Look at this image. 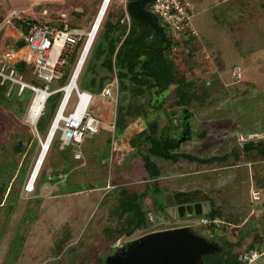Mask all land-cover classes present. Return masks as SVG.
Instances as JSON below:
<instances>
[{"label": "rangeland", "instance_id": "rangeland-1", "mask_svg": "<svg viewBox=\"0 0 264 264\" xmlns=\"http://www.w3.org/2000/svg\"><path fill=\"white\" fill-rule=\"evenodd\" d=\"M220 1H194L195 15L192 22L210 39L209 43L213 45L207 47H212L214 53L210 62H197L190 78L196 81L200 93L203 88L201 80L210 77L211 83L206 85L209 93L207 100L204 103L194 102L190 109L188 121L191 140L182 143L178 151L201 158L228 155L229 160L208 166L184 160L172 163L154 159L161 171V176L157 179L161 192L154 199L157 204L165 206L168 220L154 221L146 230L111 243L102 237L103 229L110 225L108 212L114 205L109 191L114 184L133 190L141 188L146 175L139 152L147 154L148 146L144 145L138 152L128 145V140L140 128L146 127L148 122H156L159 129L172 126L169 113L176 103L172 88L154 98L151 101L152 107L148 106L146 118L134 122L118 141L106 126L115 119L118 98L113 101L109 96L105 97L107 106L101 101H93L89 111L104 122L98 134L87 138L79 147H72L67 171L66 164L59 162L58 152L53 147L55 141L61 142V132L57 129L53 144H50L39 171V175L43 173L48 179L57 181L50 184L44 180L38 187V175L32 192H26L25 187L29 183L45 138L35 131L36 125L28 122L27 111L18 118L13 112L0 106V172L9 177L13 171L19 170L23 161L27 169L23 180H11V197L17 193L19 201L3 231L0 264L5 260L10 243L13 250L19 245V237L14 235L15 230L27 210L32 207L31 201L38 198L42 200V206L33 223L26 224L27 247L20 254L17 264H103L104 256L112 254L116 247L151 232L179 227H191L199 235L219 244L222 238H236V235L249 232L250 236L245 237L241 246L234 249V253H241L254 236L258 235L259 240L253 246L259 256L251 264H264V160L246 162L243 156L235 162L232 153L238 148L242 154V145L247 143L245 140L249 135H264V0ZM101 2L102 0H0V17L4 18L11 9H16L25 19L43 24L66 14L69 22H75L80 28L88 30ZM119 5L120 0H113L109 4L104 21L107 14ZM74 13H78L79 17ZM232 36L238 37L236 44ZM83 42L84 39L78 44L72 57L66 59L64 77L61 81L52 83L51 89L68 82ZM92 57L93 49L76 81L78 90L85 91L90 83L91 75L86 72V68L93 61ZM233 66L240 68L239 78L231 75ZM112 91L117 93L114 87ZM75 102L73 93L65 114L73 109ZM101 114L104 116L101 117ZM174 119L177 132L172 134L177 136L181 131L182 119ZM62 125L59 124L60 127ZM31 137L37 139L35 148L30 146ZM19 143L22 145L20 151L17 149ZM75 150L81 152V159L78 161L73 158ZM2 183L7 185V180ZM93 185H97V188L90 189ZM78 186L83 191L62 194L66 189L78 190ZM176 191L202 192L215 208L224 211L227 207L235 213L238 226L215 220L212 222L214 228L208 231L204 228V225H210L205 222L209 221L207 218L178 217V206H174L172 197ZM252 191L259 193L258 200L251 198ZM201 204L203 215L209 211L210 204ZM3 224L4 217L1 216L0 230ZM224 251L221 248V252Z\"/></svg>", "mask_w": 264, "mask_h": 264}, {"label": "trees", "instance_id": "trees-1", "mask_svg": "<svg viewBox=\"0 0 264 264\" xmlns=\"http://www.w3.org/2000/svg\"><path fill=\"white\" fill-rule=\"evenodd\" d=\"M140 1L127 0L125 6L120 4L119 7L107 14L105 21L103 20L91 48V50L93 49V61L86 68V72L91 75V79L89 85L85 88V92L92 95V102L101 101L107 106V102L103 96L104 91L107 86L114 84L116 81L118 103L114 119V139L117 141L126 130L130 129L134 122L138 119L144 120L148 115V106L152 107L151 101L154 98L160 97L170 88L173 90V97L176 103L173 105L174 109H171L169 113L171 127L159 129L156 122H148L146 123V127L140 128L128 140V145L138 152L144 145L148 146L147 154L144 155L139 152L142 156L146 175L142 180V184L144 185L141 188L133 190L127 186L114 184L113 189L109 191V195L113 197L114 205L108 212L110 225L103 229L102 237L111 243H115L121 237H130L139 231L146 230L152 225L147 220V213L143 211V204L146 199L149 198L152 201L156 211L167 215L165 206L161 203L157 204L154 199L161 192L157 180L161 176V171L154 159L170 161L172 163L184 160L189 163L208 166L229 160L228 155L201 158L178 151L182 143L191 140V129L188 121V118L191 116L190 109L194 102L199 101L200 103H204L209 97V93L204 79L201 80L203 88L200 93L197 90L196 81L190 78V73L195 68L197 60L194 59L193 40L181 43L178 55L172 56L170 39L164 25L156 17V22L158 23V26H156L151 17L140 7ZM153 2L154 0H147L144 2L143 8L147 12L152 13ZM74 15L79 17L78 13H74ZM2 19L0 17V21ZM29 20L32 23H37L32 19ZM43 24L57 28L62 26L58 22V17L50 23ZM70 24L72 27H80L75 22H70ZM19 26L26 32V25ZM159 30L164 38L167 39V42L164 41ZM23 45V39L17 35H13L11 32L7 33V35L3 34L0 40V47L3 49L12 48L18 50ZM14 68L16 74L21 75L25 82L41 85L30 74L29 68L24 61L19 60ZM9 88V83L0 84V106L10 110L18 118H21L31 103L33 93L29 89H23L18 94V86H13L10 91ZM60 99V93H57L51 95L46 100L43 112L37 119L38 123L36 122V131L39 136L45 138ZM102 116L104 115L101 114ZM177 117L182 119V122L181 131L175 136L172 132H177L176 120L174 119ZM29 142L32 148H35L37 145L35 137H31ZM60 145V141H55L53 147L58 152L59 162L65 163V170L68 171V156L73 149V145L63 149L60 148ZM17 149L18 151L22 149L21 143L18 144ZM235 151L232 152L235 162H238L243 156L246 162L256 159L264 160V141L261 140L256 143L251 141L243 144L242 154L239 153L238 148ZM25 165L26 163L23 161L19 170L17 172L13 171L9 177L6 176V173L0 172V217H4L3 228L0 230V244L3 231L10 222L13 211L19 201L17 193H15L14 197H11V180L15 178L23 180L27 172ZM5 179L7 180V185H3L2 183ZM44 180L49 181L50 184L57 181L56 179H48L42 173L39 175L38 187ZM80 188L81 186H78V190L66 189L62 194H73L74 192L83 191ZM94 188H97V185H93L90 189ZM172 197L174 206L208 202L210 208L206 214L193 216V218H207L211 221L210 225H204V228L208 231L214 228L212 222L215 220L228 222L232 226H238L236 216L234 217L235 213H232L227 207L224 211L215 208L209 198L200 191L188 193L176 191ZM31 202L32 207L27 210L21 224L15 230L14 235L19 237V245L17 244L16 249L13 250L10 243L2 264H17L20 254L27 247L28 230L26 224L33 223L39 207L42 206V200L39 198ZM232 231L237 232V230L233 229ZM244 234L236 235V238L231 239L222 238L221 243L225 251L214 257H206L204 264H246L243 256L246 253L256 251L253 244L259 238L258 235H255L246 249L241 253H234V249L241 246L245 237L250 236L249 232Z\"/></svg>", "mask_w": 264, "mask_h": 264}, {"label": "built area", "instance_id": "built-area-1", "mask_svg": "<svg viewBox=\"0 0 264 264\" xmlns=\"http://www.w3.org/2000/svg\"><path fill=\"white\" fill-rule=\"evenodd\" d=\"M104 1L105 0H102L95 19L88 30L80 27H72L69 22V17L66 14H61L58 17V22L62 24L60 28L32 23L29 19L27 20V18L25 19L22 17L21 12L16 9H11L0 21V40L3 34L7 35V33L11 32L24 41L23 47L18 50L12 48L3 49L0 47V84L9 83V91L13 86H18V94H20L23 89H29L33 93L31 103L35 95L39 92H44L46 96L42 102L41 113L43 112L48 97L57 93H62L53 118L56 120L58 115H60L59 124H63L58 128L61 132V149L70 145L79 147L85 138H91L96 135L100 126L104 124L102 120L92 115L89 111L92 95L88 92L78 90L76 85L84 62L104 20L103 18L97 22ZM112 1L113 0H109V4ZM126 2L127 0H120V4L124 6ZM152 13L155 17L159 18L167 31L170 39L172 56L178 55L181 43L196 38L197 32L192 23L194 7L190 0H154L152 4ZM23 24L27 26L26 32L19 26ZM83 39V45L68 82L63 86L51 89L50 85L52 83L59 82L63 79L66 59L72 57L76 47ZM199 54L204 61L210 62L211 56L209 54L206 52H200ZM19 60L25 62L29 68L30 74L39 81L41 85L27 83L23 80L21 75L16 74L14 66ZM82 60L83 64L81 63ZM231 75L234 78H239L240 68L234 66L231 70ZM205 83L206 85L211 83L210 77H206ZM112 87L116 88L117 92L116 81L114 84L106 87L103 96H109L113 101H116L117 93L112 91ZM73 93L76 98L75 105L70 112L65 114ZM106 126L111 133H114V121L106 124ZM259 140L264 141V135H249L248 139L245 141L251 142ZM73 158L75 160H80L81 152L75 150ZM28 185L29 183H27L25 187L26 192H32L34 185H32L31 188ZM251 198L253 200H258L259 193L256 191L251 192ZM147 220L150 223H154L151 213H147ZM205 222H209L208 224H210L211 221L205 220ZM258 256L257 253L252 252L246 253L243 258L247 264H251Z\"/></svg>", "mask_w": 264, "mask_h": 264}, {"label": "water", "instance_id": "water-1", "mask_svg": "<svg viewBox=\"0 0 264 264\" xmlns=\"http://www.w3.org/2000/svg\"><path fill=\"white\" fill-rule=\"evenodd\" d=\"M146 1L141 0L140 7L151 17L155 25L158 26L155 15L147 12L143 8V4ZM159 32L164 41L167 42V39L164 38L160 30ZM54 123L55 119H53L45 136V144L52 134ZM43 146L29 181L39 162ZM143 211L145 213H151L154 221L162 222L168 220L167 215L155 210V206L149 198L143 204ZM202 212L203 207L201 203L180 205L177 207V214L180 218L200 216ZM220 253L222 252H220L217 243L199 235L191 227H179L151 232L121 247H116L112 254L104 256L103 264H204L206 257H214Z\"/></svg>", "mask_w": 264, "mask_h": 264}, {"label": "bare ground", "instance_id": "bare-ground-1", "mask_svg": "<svg viewBox=\"0 0 264 264\" xmlns=\"http://www.w3.org/2000/svg\"><path fill=\"white\" fill-rule=\"evenodd\" d=\"M108 1L109 0H105L104 1L103 6H102L101 11H100V14L98 16L97 22L104 18L105 13H106V11L108 9V4H109ZM107 2H108V4H107ZM81 63L83 64V60L81 61ZM45 96H46V94L44 92H41V93L39 92L37 95H35V98H34L32 104H31V107L27 111V116H28L27 120L33 126L36 125L37 119H38V117H39V115L41 113V106H42V102H43ZM59 120H60V115H58L57 119L55 120V123H54V126H53V130H52V134H51L48 142L46 144L45 143L42 144L44 146H43V150H42L39 162H38V164H37V166L35 168V171L33 173V176L31 178V180L29 181V185L28 186L30 188H31L32 185H35L34 183H35V181H36V179L38 177L39 171L41 170V166H42L43 161L45 159V156H46V154H47V152L49 150L50 144L52 143V140L54 138L55 132L59 128Z\"/></svg>", "mask_w": 264, "mask_h": 264}, {"label": "crops", "instance_id": "crops-1", "mask_svg": "<svg viewBox=\"0 0 264 264\" xmlns=\"http://www.w3.org/2000/svg\"><path fill=\"white\" fill-rule=\"evenodd\" d=\"M191 1V3H192V5H193V7H194V10H195V5H194V1L195 0H190ZM222 1H224V0H221L220 2H222ZM194 15H195V12H194ZM241 17L239 16V19H240ZM242 19V18H241ZM193 23V22H192ZM193 27H194V29H195V31L197 32V36H196V38L195 39H193V46H194V59H197L196 60V65H197V62L198 61H201V62H204V60L202 59V58H200V52H206L207 54H209L210 56L212 55V53H214L213 52V50H212V47L209 49L208 47H210L211 45H213L212 43H209V41H210V39L209 38H206V36H204L197 28H196V26L194 25V23H193ZM236 28H238V27H236ZM231 29H232V27H231ZM238 38V37H237ZM237 38H234L233 36H232V40L234 39L235 40V44H236V42L238 41V39ZM237 39V40H236ZM208 46V47H207ZM211 51V52H210ZM235 52V51H234ZM235 54H236V52H235ZM205 63V62H204ZM207 63V62H206ZM212 63V62H211ZM208 64H210V63H208ZM210 67V66H209ZM234 67V66H233ZM232 67V68H233ZM28 117V116H27ZM76 161H78V160H76ZM253 192V191H252ZM255 253H257L258 254V252L257 251H255ZM259 255V254H258Z\"/></svg>", "mask_w": 264, "mask_h": 264}, {"label": "flooded vegetation", "instance_id": "flooded-vegetation-1", "mask_svg": "<svg viewBox=\"0 0 264 264\" xmlns=\"http://www.w3.org/2000/svg\"><path fill=\"white\" fill-rule=\"evenodd\" d=\"M213 242H214V241H213ZM221 242H222V241H220V244H222ZM214 243H217V242H214ZM217 244H218V246H219V248H220V252H221V248H223V247H222V245H220L219 243H217Z\"/></svg>", "mask_w": 264, "mask_h": 264}]
</instances>
